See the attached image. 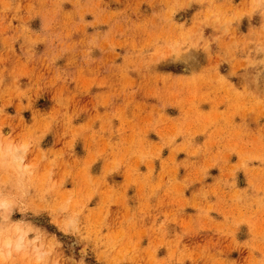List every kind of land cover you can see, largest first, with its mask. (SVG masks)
Returning a JSON list of instances; mask_svg holds the SVG:
<instances>
[{"label":"rangeland","instance_id":"obj_1","mask_svg":"<svg viewBox=\"0 0 264 264\" xmlns=\"http://www.w3.org/2000/svg\"><path fill=\"white\" fill-rule=\"evenodd\" d=\"M0 264H264V0H0Z\"/></svg>","mask_w":264,"mask_h":264},{"label":"bare ground","instance_id":"obj_2","mask_svg":"<svg viewBox=\"0 0 264 264\" xmlns=\"http://www.w3.org/2000/svg\"><path fill=\"white\" fill-rule=\"evenodd\" d=\"M259 3H260V2H259ZM7 243H8V245H9V241H7ZM17 245H18V247H17V248H20V247H21V245H22V241H20V242H19ZM17 245H16V246H17Z\"/></svg>","mask_w":264,"mask_h":264}]
</instances>
